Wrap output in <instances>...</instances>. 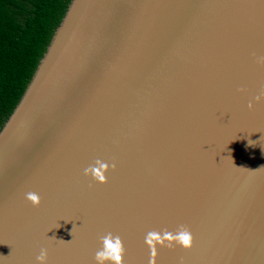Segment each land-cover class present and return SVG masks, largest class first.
I'll return each instance as SVG.
<instances>
[{"label":"water","instance_id":"obj_1","mask_svg":"<svg viewBox=\"0 0 264 264\" xmlns=\"http://www.w3.org/2000/svg\"><path fill=\"white\" fill-rule=\"evenodd\" d=\"M260 57L264 0H70L0 127V264H264Z\"/></svg>","mask_w":264,"mask_h":264},{"label":"trees","instance_id":"obj_2","mask_svg":"<svg viewBox=\"0 0 264 264\" xmlns=\"http://www.w3.org/2000/svg\"><path fill=\"white\" fill-rule=\"evenodd\" d=\"M70 0H0V127L22 95Z\"/></svg>","mask_w":264,"mask_h":264},{"label":"clouds","instance_id":"obj_3","mask_svg":"<svg viewBox=\"0 0 264 264\" xmlns=\"http://www.w3.org/2000/svg\"><path fill=\"white\" fill-rule=\"evenodd\" d=\"M257 62L264 63V57L258 58ZM254 99L257 102L264 101V90H262ZM251 107L252 103L249 102V108ZM108 167L109 165L107 163L97 159L94 165H90L89 167L84 169V174H91L94 179L102 182L105 180V175L103 173L107 170ZM25 198L30 201L33 206H39L40 204V196L35 192L26 193ZM164 238L170 242L169 246H171L172 242L185 248H189L192 244V235L190 231L184 227H181L180 230L175 234L165 233ZM145 242L148 245L152 246L151 255L155 257V243H163L160 235L154 232H149L145 237ZM123 253L124 247L120 237L113 236L111 233H108L101 237V246L95 253V262L96 264H122ZM35 259L36 264H48V249L41 247L39 250V254ZM152 264H154V261L152 262Z\"/></svg>","mask_w":264,"mask_h":264}]
</instances>
